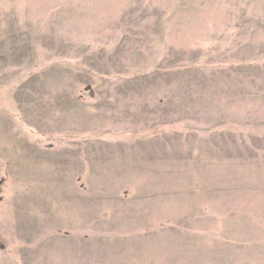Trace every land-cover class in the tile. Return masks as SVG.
Returning a JSON list of instances; mask_svg holds the SVG:
<instances>
[{
	"label": "rangeland",
	"instance_id": "rangeland-1",
	"mask_svg": "<svg viewBox=\"0 0 264 264\" xmlns=\"http://www.w3.org/2000/svg\"><path fill=\"white\" fill-rule=\"evenodd\" d=\"M0 264H264V0H0Z\"/></svg>",
	"mask_w": 264,
	"mask_h": 264
}]
</instances>
